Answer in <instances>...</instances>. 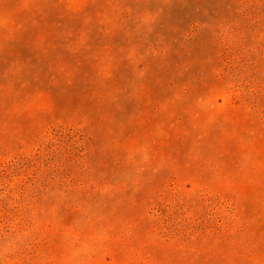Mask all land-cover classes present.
I'll list each match as a JSON object with an SVG mask.
<instances>
[{
	"label": "rangeland",
	"instance_id": "rangeland-1",
	"mask_svg": "<svg viewBox=\"0 0 264 264\" xmlns=\"http://www.w3.org/2000/svg\"><path fill=\"white\" fill-rule=\"evenodd\" d=\"M0 264H264V0H0Z\"/></svg>",
	"mask_w": 264,
	"mask_h": 264
}]
</instances>
